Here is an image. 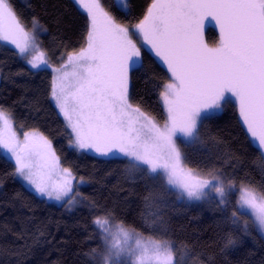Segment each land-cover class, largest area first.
Returning <instances> with one entry per match:
<instances>
[{
    "label": "snow or ice",
    "instance_id": "snow-or-ice-1",
    "mask_svg": "<svg viewBox=\"0 0 264 264\" xmlns=\"http://www.w3.org/2000/svg\"><path fill=\"white\" fill-rule=\"evenodd\" d=\"M76 2L87 14L83 45L66 54L64 67L72 66V79L68 72L53 68L56 75L51 86L71 143L100 157L135 159L153 179L162 178L190 201L216 193L219 205H226L236 188L234 180L218 170L187 168L178 140L197 136L202 118L234 101L250 139L264 153V0H148L142 18L131 25L134 31L117 22L101 0ZM126 5L127 0H115L117 9L128 14ZM209 19L219 29L215 46L204 38ZM0 40L10 42L20 54L37 40L21 23L10 0H0ZM143 46L169 73L160 93L166 110L162 124L130 101V77L143 70ZM37 59L28 61L32 68L48 64L47 59L39 63ZM0 124V148L11 154L16 174L36 193L61 201L73 191L75 177L68 168L57 171L59 157L51 140L38 130L25 132L21 140L2 108ZM237 205L238 210H251L254 223L264 233V191L241 185ZM229 219L233 226L241 223L236 211ZM155 222L145 221L149 227ZM93 224L102 243L97 264L174 262L170 241L144 237L112 222L108 214L95 218ZM243 230L247 233V222ZM228 244L235 241L229 239Z\"/></svg>",
    "mask_w": 264,
    "mask_h": 264
},
{
    "label": "trees",
    "instance_id": "trees-1",
    "mask_svg": "<svg viewBox=\"0 0 264 264\" xmlns=\"http://www.w3.org/2000/svg\"><path fill=\"white\" fill-rule=\"evenodd\" d=\"M108 2L112 16L127 25L138 22L148 4L129 0L125 14ZM10 3L26 27L38 26V43L51 66H61L66 54L83 45L87 14L76 0ZM206 36L210 44L219 41L212 26ZM141 60L143 70L131 75L130 100L163 123L160 93L169 73L147 46L141 47ZM52 77L49 67L32 68L0 40V108L9 114L18 136L38 130L51 140L61 168L75 177L69 199L48 200L18 178L14 161L0 149V264H97L102 243L93 221L105 214L144 237L170 241L173 264H264V233L250 209L238 210L237 205L241 185L264 191V153L250 139L234 101L202 118L194 142L180 140L186 167L218 170L234 180L236 188L221 206L215 197L182 199L130 158L100 157L75 148L51 96ZM233 211L241 222L236 226L229 219ZM146 220L156 222L149 227ZM229 239L235 244L229 245Z\"/></svg>",
    "mask_w": 264,
    "mask_h": 264
},
{
    "label": "rangeland",
    "instance_id": "rangeland-1",
    "mask_svg": "<svg viewBox=\"0 0 264 264\" xmlns=\"http://www.w3.org/2000/svg\"><path fill=\"white\" fill-rule=\"evenodd\" d=\"M107 2H108V0H101V3H102V5H103V7L105 8V10L106 11H108L111 15H112V13H111V10L107 7ZM112 2H114L115 3V0H112ZM109 3V2H108ZM79 5V4H78ZM80 6V5H79ZM130 9V4H129V0H127V5H126V9H125V11H128ZM19 18V17H18ZM21 21V20H20ZM117 22H119L118 20H116ZM22 23V22H21ZM119 23H121V22H119ZM23 24V23H22ZM122 24H124V23H122ZM24 25V24H23ZM125 25H127V24H125ZM133 25V24H132ZM127 26H129L130 27V31H134V29H132L131 28V25H127ZM209 26H212V27H214L217 31H218V33H219V29H218V27L215 25V22L214 21H212L211 19H209V21H207L206 23H205V29H204V38H205V41L209 44V46H215L216 44H210L209 42H208V40H207V36H206V30H207V28L209 27ZM24 27L26 28V30L27 31H29L30 33H32L33 35H35L36 37H37V40H36V43H35V45L34 46H30L29 47V49H28V51L26 52V53H23V54H20L21 55V57H23L27 62L28 61H30V60H33V59H37V63H39L40 62V60H42V59H45L44 57H43V55H42V52H41V48H40V46H39V43H38V35H39V29H38V26L37 25H33V26H31V27H26L25 25H24ZM133 39L136 41V43H137V46L139 47V46H141V41L139 40V38L136 36V35H133ZM2 42H4L5 44H7V45H9V46H11V47H13V48H15L18 52H19V50L14 46V45H12L10 42H8V41H4V40H2ZM67 64V60L65 61V63L64 64H62L61 66H58V67H53V66H51L49 63L47 64V65H44V64H41L40 65V67H49L51 70L53 69V68H61V70H62V72H64V71H66V72H68L70 75H69V77H68V79L69 80H71L72 79V76H71V72H72V66L71 65H68L67 67H64V65H66ZM52 74H53V77H52V81H53V78H54V76L56 75V73H54L53 71H52ZM130 84H131V77H130ZM129 96H130V87H129ZM53 99V98H52ZM131 101V100H130ZM53 102L55 103V105H56V102H55V100L53 99ZM132 103V102H131ZM133 104V103H132ZM133 106L134 107H139V106H137V105H135V104H133ZM56 107H57V105H56ZM140 108V107H139ZM57 109H58V107H57ZM141 109V108H140ZM145 114H147L148 116H150V117H152L151 115H149L147 112H145L143 109H141ZM58 111H59V109H58ZM60 113V112H59ZM60 115L62 116V118H63V115H62V113H60ZM152 118H154V117H152ZM64 119V118H63ZM156 120V119H155ZM65 121V120H64ZM156 121H158V120H156ZM66 122V121H65ZM159 122V121H158ZM162 124V123H161ZM0 127H2V124H0ZM196 137L197 136H195V137H193V138H189V139H185V138H181V140L182 141H184V142H187V143H191V142H194L195 140H196ZM19 138L21 139V140H23V135L22 136H19ZM178 144H179V146H180V140H178ZM74 147H75V145H73ZM76 148V147H75ZM1 149V151L8 157V158H10V159H12L13 161H14V163H15V160H14V158L11 156V154L10 153H8L7 152V150H5V149H3V148H0ZM78 150H80V151H83V152H86V153H89V154H94V155H97L96 153H94L93 151H90V150H81V149H78ZM110 157H123V156H120V155H116V156H110ZM130 159H132V158H130ZM132 160H135V159H132ZM136 161V160H135ZM59 168H61V166H60V163H59V167L57 168V171H59ZM188 168V167H187ZM159 175H161V174H159ZM18 176V175H17ZM18 178L29 188V189H31L33 192H35V190H34V188L30 185V184H28L26 181H24L23 180V178H21V177H19L18 176ZM57 179V177L56 176H53V180H56ZM171 187V186H170ZM172 189H174L177 193H178V195L182 198V199H184V200H186V201H190V200H188L187 199V197L186 196H183V195H181V193H180V190L179 189H176V188H174V187H171ZM207 191V190H206ZM36 193V192H35ZM37 195H39L38 193H36ZM39 196H41V195H39ZM70 196H71V192L68 194V196H66V197H64L63 198V200H61V201H57V200H55L54 198H52V199H50V198H48V197H46V196H41V197H44V198H46V199H48V200H51V201H54V202H63V201H65V200H67V199H69L70 198ZM210 197H215V198H217L218 199V196H217V194L216 193H209L206 197H205V199H207V198H210ZM191 202H198V201H191ZM251 211V210H250Z\"/></svg>",
    "mask_w": 264,
    "mask_h": 264
}]
</instances>
